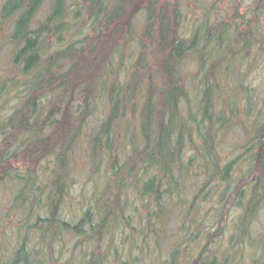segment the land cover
I'll list each match as a JSON object with an SVG mask.
<instances>
[{
  "label": "trees",
  "instance_id": "obj_1",
  "mask_svg": "<svg viewBox=\"0 0 264 264\" xmlns=\"http://www.w3.org/2000/svg\"><path fill=\"white\" fill-rule=\"evenodd\" d=\"M4 24L0 170L1 183L16 184L7 217L17 221L0 225V264H64L74 244L80 264H238L241 249L264 254L254 228L264 95L246 80L253 51L264 53V0H2ZM191 55L197 69L186 75ZM99 106L104 116L88 127ZM241 114L251 137L225 158L224 131ZM83 134L93 168L71 219L62 204L78 185L70 164ZM24 152L34 169L12 168ZM230 200L239 212L223 225ZM223 235L240 250L221 246Z\"/></svg>",
  "mask_w": 264,
  "mask_h": 264
},
{
  "label": "rangeland",
  "instance_id": "obj_2",
  "mask_svg": "<svg viewBox=\"0 0 264 264\" xmlns=\"http://www.w3.org/2000/svg\"><path fill=\"white\" fill-rule=\"evenodd\" d=\"M1 1L2 0H0V3ZM243 2L250 3L251 0H243ZM46 10H47V6H44L39 16L42 17ZM8 29H9L8 25L4 24L1 26V30H0V77L8 73L9 71L8 69H10L9 68L10 62H9L8 55L10 54L11 44H9L8 42H6V40H4V36L6 32L8 31ZM255 56H257V60L253 61V66L249 69V75L247 76L246 80H250L252 82L251 83L252 87L255 89L256 92H258L261 95H264V53L259 52L257 50L255 52L253 51V57L255 58ZM233 62L235 65H238L239 63V61L236 62V59ZM243 62H244L243 65L245 64V67H246V63H248V61H245V58H244ZM196 69H197L196 58L194 55H191L185 63L184 73L186 75H192V73ZM11 102L13 103V101ZM8 111H10V107L6 110V112ZM103 116H104V109L101 106H99L97 108L95 115H93L90 118L88 127L94 125ZM247 126H250V124L247 121L245 114L243 115L241 114L237 118V122H234L227 131H224L225 135L223 137V143H222L221 149H222V152H224L225 158H227L229 155L235 156L242 151L241 147L243 146H240V144H242L245 140H248L251 137V132L249 129H247ZM237 145L239 148L237 147ZM88 150H89L88 137H87V134H83V136L81 137V140L75 146L74 156L72 157V162L70 164L73 168L72 171H73L74 177L78 180V185H76L72 189V195H73L72 198H69L68 201H66V203L62 204V209H64L63 211L68 212V215H70L71 219L72 217L75 218L77 214L79 215V213H81L80 208H79L81 205L78 203V200H77V197L79 195V191L77 190V187L79 188L80 185L82 186V184H83L82 187L85 186V182L87 179V173H88L90 165L93 168L92 162L88 161L89 159ZM6 163L4 164V166L6 165ZM9 163L11 167L14 169L20 168V169L25 170L29 168V166H31V169H34V167L36 166L38 162L28 160L27 152H24V153H19L15 155V157H11V160L9 161ZM5 171H7L5 170V168H3V171L0 170V225L1 224L3 225L4 223H8L9 221V218L7 217L8 216L7 212L9 211L10 200L12 199V196L15 191L14 187L16 186V184H13L11 181H7V180L1 183L2 177H3L2 172H5ZM47 172H48V169L44 168L42 170V173L40 174V177L44 181L47 178V175H48ZM195 190L196 189L194 188L191 189V191H195ZM227 207H228V212H225L223 215V219H224L223 225H231L233 223V220L235 219L234 217L236 216L237 212H239V209L236 208V206H234V202L232 200H230L227 203ZM260 211L261 212L259 213V216L255 219L254 228L256 232H260V234H264V206L261 208ZM15 212H11V214L14 215ZM18 214L19 212L17 211L15 215H18ZM13 221H15L13 223V226H14L17 219L13 217L11 218L9 222L12 223ZM226 237L227 235H223L222 238L220 239L219 243L221 244V246L229 247L232 245V250H230L231 252H233L234 248H237V250H240L241 247L239 244H237L236 241L232 243L234 239L228 241V240H225ZM73 242L69 238L66 242H63V243L65 244V248H68V247H72ZM80 247L81 246H75L74 244L72 248L73 249L72 252L66 253V257L65 255L62 256L61 259L57 262L64 263V264H72V263L80 264L81 260L77 261V257H79L78 252L81 250ZM255 248L256 250L250 254L249 253L246 254L242 249H241L242 251L240 250V252L237 255L235 254L236 259L238 260V264H262V262H264V254L262 253L263 251L260 250L258 246H256ZM86 250H89V246L86 247ZM159 250L160 248H157V251ZM162 251L166 253V255L168 254L167 250H162ZM149 254H150L149 251H146L144 253V255L146 256H149ZM69 255H71L74 261L72 259L70 263H67V259L69 258ZM133 255L134 257L137 258V255H138L137 251H133ZM88 256L89 255L86 254L85 258H88ZM151 258L152 257L150 258L147 257V260H150Z\"/></svg>",
  "mask_w": 264,
  "mask_h": 264
}]
</instances>
